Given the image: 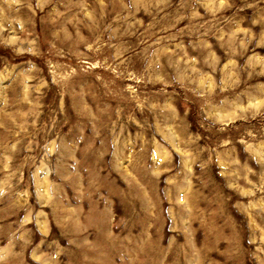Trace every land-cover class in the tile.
<instances>
[{
    "label": "rangeland",
    "instance_id": "rangeland-1",
    "mask_svg": "<svg viewBox=\"0 0 264 264\" xmlns=\"http://www.w3.org/2000/svg\"><path fill=\"white\" fill-rule=\"evenodd\" d=\"M123 2L0 0V184L20 177L17 191L22 197L15 204L0 199V224L15 227L27 216L24 226L33 229L38 240L32 216L47 217L52 209L39 202L36 189L42 179L54 178L42 165L95 161L102 142L106 146L114 135L135 137L147 120L153 128L164 129L163 135L179 133L183 126L196 137L188 149L170 148L160 132L153 137L172 152L173 160L187 153L185 159L192 156L196 161L180 185L191 202L176 196L177 207L187 203L191 215L176 220L168 231H182L196 249L203 244L201 264H261L264 256L251 255L264 247V185L258 175L264 170V95L258 94L264 92V37L255 38L260 26L252 27L251 42L229 55L231 41L223 35L202 40L194 29L184 28L187 20L175 28L161 21L150 29L156 35L149 39L145 26L150 10L140 9L123 22L118 15ZM5 3L18 10L5 9ZM168 3L166 11H173L178 0ZM157 37L159 43H152ZM156 57L162 68L154 71ZM209 65L215 71H209ZM165 73L175 77L174 82H166ZM221 80L232 85L217 98L225 100L223 111L214 122L205 112L208 121L201 119L203 126L198 127L193 111L200 118L203 109L199 104L186 107L184 86L198 83V90L207 88L215 95ZM164 115L171 121L165 123ZM14 143L16 151L11 153L7 147ZM46 152L51 153L47 161ZM107 156L99 153L101 159ZM29 158L35 164L25 163ZM18 167L15 176L8 175ZM99 172L103 174V165ZM127 175L134 174L127 170ZM161 176L177 183L166 172ZM120 178L129 183L124 174ZM113 217L120 218L115 210ZM41 223L49 236L61 228L55 221Z\"/></svg>",
    "mask_w": 264,
    "mask_h": 264
},
{
    "label": "clouds",
    "instance_id": "clouds-1",
    "mask_svg": "<svg viewBox=\"0 0 264 264\" xmlns=\"http://www.w3.org/2000/svg\"><path fill=\"white\" fill-rule=\"evenodd\" d=\"M3 7L18 10L11 3H5ZM144 8L150 10L149 24L145 26L149 39L156 35L150 29L160 25L161 21H166L164 27L175 28L181 20H187L184 28L194 29L202 40L223 35L226 41H231L229 55L236 54L244 44L252 41L253 26H260L255 33L257 41L264 37V0H178L173 11H166L168 0H124L118 15L122 14L121 20L128 22ZM245 23L248 24L247 29L243 27ZM180 31L176 29L177 34ZM152 43L158 44L159 37ZM153 63L154 71L162 68L159 57ZM190 67L186 66V70ZM209 71H215V68L209 65ZM147 75L150 79L155 78L151 73ZM164 75L168 76L166 82H174L175 77L168 73ZM188 76L194 79L190 72ZM184 87L188 90L184 96L186 107L199 104L203 109L200 118L196 117L195 108L193 111V121L202 127L201 119L207 122L209 118L205 112L211 115L213 122L218 118L225 100L217 98L232 85L222 80L217 82L216 88L220 91L215 95L207 88L198 90V83ZM258 94L264 95V92ZM161 118L165 123L172 119L168 115ZM218 130L222 131L223 126ZM146 131L147 136L144 135ZM157 132L172 149L194 147L196 137L189 135L183 126H180L179 133L169 137L163 135L164 129L153 128L145 120L137 136L114 135L106 146L102 142L96 150L95 161L86 159L71 166L57 161L51 168L48 163L43 164L44 169L54 173V178L51 181L42 179L36 196L40 203L49 204L52 210L47 217L32 216L37 221L34 231L39 235L38 240L33 229L24 226L27 216L16 221L15 227L0 224V249L4 252L0 255V264H201L206 252L203 244L196 249L188 243L182 231H168L176 220H184L191 215L187 203L177 207L176 196L179 194L181 199L187 196L191 202V197L180 190V185L191 175L188 170L196 161L192 156L185 159L187 153L173 160L172 152L153 139ZM246 135L252 138L255 133ZM245 146L249 147L247 141ZM7 150L14 153L16 144L8 145ZM102 151L108 153L106 158H99ZM67 154L71 155L70 152ZM50 155L46 152L44 159L47 161ZM25 163L33 165L35 160L29 158ZM100 165H103V174L99 172ZM19 170L18 167L8 175L15 176ZM127 170L134 175L128 176ZM165 172L168 177H176L177 183H167L161 176ZM120 174H124L129 183L126 184ZM258 175L260 184L264 185V170ZM19 179L17 177L15 183L5 181L0 184V199H9L13 204L22 200L17 191ZM198 184L202 185L203 181L198 180ZM66 189L71 190L70 195ZM82 206L87 211H82ZM114 210L119 219H114ZM41 221H55L61 228L49 236L42 231ZM251 255L258 259L264 256V247Z\"/></svg>",
    "mask_w": 264,
    "mask_h": 264
}]
</instances>
